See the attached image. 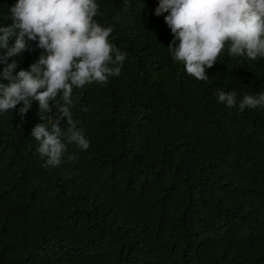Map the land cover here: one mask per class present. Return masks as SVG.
Masks as SVG:
<instances>
[{
  "label": "trees",
  "instance_id": "obj_1",
  "mask_svg": "<svg viewBox=\"0 0 264 264\" xmlns=\"http://www.w3.org/2000/svg\"><path fill=\"white\" fill-rule=\"evenodd\" d=\"M14 3L0 0V23ZM97 3L126 58L119 76L73 88L89 148L45 167L37 102L0 115V264H264V108L216 97L264 91V59L225 48L196 80L170 55L158 0ZM27 43L16 71L43 51Z\"/></svg>",
  "mask_w": 264,
  "mask_h": 264
},
{
  "label": "clouds",
  "instance_id": "obj_2",
  "mask_svg": "<svg viewBox=\"0 0 264 264\" xmlns=\"http://www.w3.org/2000/svg\"><path fill=\"white\" fill-rule=\"evenodd\" d=\"M98 14L97 0H15L5 13L11 23H0V77L8 82H0V115L22 103L17 112L23 116L37 102L42 122L30 134L45 167L58 166L69 144L89 148L85 129L72 116L73 88L121 73L126 53L109 41L113 29L97 23ZM154 14L163 15L170 30L172 59L196 80L209 79L207 69L225 48L232 57L264 59V0H158ZM27 41L43 51L16 71L19 61L9 58L31 51ZM216 97L239 111L264 108V91L238 99L235 91L218 90ZM53 108L57 112L48 115Z\"/></svg>",
  "mask_w": 264,
  "mask_h": 264
}]
</instances>
